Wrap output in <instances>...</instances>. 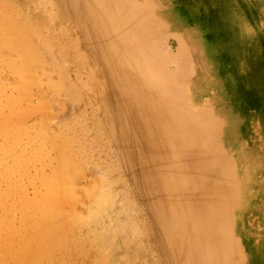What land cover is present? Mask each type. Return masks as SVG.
<instances>
[{
    "label": "rangeland",
    "instance_id": "rangeland-1",
    "mask_svg": "<svg viewBox=\"0 0 264 264\" xmlns=\"http://www.w3.org/2000/svg\"><path fill=\"white\" fill-rule=\"evenodd\" d=\"M222 249L264 264V0H0V264Z\"/></svg>",
    "mask_w": 264,
    "mask_h": 264
},
{
    "label": "bare ground",
    "instance_id": "bare-ground-1",
    "mask_svg": "<svg viewBox=\"0 0 264 264\" xmlns=\"http://www.w3.org/2000/svg\"><path fill=\"white\" fill-rule=\"evenodd\" d=\"M129 6H130V5H129ZM113 7H114V6H113ZM130 8H132V7L130 6ZM138 11H139V10H138ZM138 11L132 9V15H133V16L137 15V14L139 13ZM115 12H116V11H115ZM122 13L124 14L123 11H122L120 14H122ZM107 16H108V15L106 14V18H107ZM139 19H140V18H139ZM108 20H109V19H108ZM116 21H117V19H116ZM105 25H106V24H105ZM3 26H4V25H3ZM9 26H10V25H9ZM12 27H13V26H12ZM106 28H107V27H106ZM6 30H9V29H6ZM11 30H12V29H11ZM11 30H10V31H11ZM197 30H198V29H197ZM199 31H200V30H199ZM21 33H22V32H21ZM3 34H4V33H3ZM15 34H16V33H15ZM12 35H13V34H11V36H12ZM17 35H18V34H17ZM17 35H16V36H17ZM20 36H21V35H20ZM20 36L18 37L17 42L13 41V43H16V45H17V43H21V42H23L22 39L19 40ZM14 37H15V36H13V38H14ZM21 37H22V36H21ZM16 38H17V37H16ZM28 38H29V37H28ZM12 40H13V39H12ZM20 41H21V42H20ZM24 41H25V40H24ZM25 43H26V42H25ZM10 44H11V43H10ZM22 44H23V43H22ZM22 44H21V45H22ZM25 45H26V44H25ZM25 45H24V46H25ZM27 45H28V43H27ZM31 45H32V44H31ZM19 46H20V44H19ZM20 47H22V46H20ZM31 47H32V46H31ZM27 49H30V48H27ZM27 49H26V50H27ZM30 50H31V49H30ZM30 50H29V51H30ZM11 51H12V50H11ZM24 51H25V50H24ZM27 51H28V50H27ZM29 51H28V52H29ZM25 53H26V51H25ZM29 53H30V52H29ZM26 55H27V54H26ZM30 55H31V54H30ZM132 55H133V54H132ZM132 55H131V56H132ZM31 56H32V55H31ZM24 57H26V56H24ZM28 57H29V56H28ZM28 57L25 58V59H23V60H24L26 63L28 62V66H29V64L31 63L30 60L32 59V57L29 58L30 60L28 59ZM116 57H117V56H116ZM140 57H141V58L137 61L136 65H137V66H139V65L141 66V64H142V66H143V68H144V72L147 74V78H148V76L150 75L149 77H150L151 80L154 79V81H153L154 83H156V84H165V83H167V82L171 79V78L169 77L168 73H167L168 71H167L165 68H161L160 65L157 64L158 61H157V59H156L154 56L149 55V57H148L150 60H152V63H151V61L148 60L147 58H146V59L144 58V62H143V60H142V55H141ZM117 58H118V57H117ZM112 60H113V59H112ZM132 61H133V60H132ZM133 63H134V62H133ZM31 64H32V63H31ZM152 64H154V65L151 66ZM10 65H11V64H10ZM26 65H27V64H26ZM140 66H139V68L141 69ZM20 67H22V66H20ZM132 67H133V66H132ZM29 68H30V67H29ZM31 70H33V69H31ZM125 70H126V68H123L122 71H121V73L123 74V77L126 76V75H124ZM21 71H22V70H21ZM29 71H30V70H29ZM141 72H142V71H141ZM127 78H128V77H127ZM139 84H141V83H139ZM138 86H139V85H138ZM142 87H143V86H142ZM153 108H154V107H153ZM146 118H148V114H147V113H145V119H146ZM210 119H211V118H210ZM146 120H147V119H146ZM147 128H150V124L148 125ZM147 128H146V129H147ZM147 130H148V129H147ZM136 136H137V135H136ZM16 164H17V163H16ZM21 169H22V168H21ZM2 172H3V171H2ZM72 172H73V171H72ZM111 174H112V173H111ZM74 175H76V174H74ZM114 175H115V174H114ZM59 176H60V175H59ZM7 177H8V176H7ZM70 181H71V180H70ZM47 182H49V181H47ZM72 182H73V181H72ZM53 183H54V182H53ZM71 185H72V186L74 185L73 187H75V183H74V184L69 183V186L66 187V188H64V190H63V189H62V190L65 191L67 194H68L69 192H72V191H70V190L73 188ZM71 187H72V188H71ZM44 188H46V187H44ZM49 188H50V187H49ZM75 188H76V187H75ZM77 188H78V187H77ZM106 189H107V188H106ZM4 192H5V191H4ZM100 192H101V191H100ZM74 193H75V192H74ZM76 194H77V193H75V195H76ZM62 195H63V194H62ZM69 195H71V194L69 193ZM51 196H52V195H51ZM98 197H99V196H98ZM113 197H114V196H113ZM56 198H57V197H56ZM74 198H75V197H74ZM100 198H101V197H100ZM54 200H55V199H54ZM59 200H60V199H59ZM97 200H98V199H97ZM230 200H231V197H230ZM49 201H52V199L49 200ZM49 201H48V203H50ZM56 201H58V199H56ZM67 201H68V200H67ZM42 202H43V201H42ZM1 203H2V202H1ZM48 203H47V204H48ZM103 203H104V202H103ZM103 203H102V204H103ZM38 204H39V203H38ZM56 204L58 205V203H56ZM67 204H69V203L67 202ZM43 205H44V204H43ZM52 205H53V204H51V207H52ZM100 205H101V204H100ZM44 206H45V205H44ZM53 206H55V205H53ZM98 206H99V205H98ZM28 207H29V206H28ZM49 207H50V206H49ZM51 207H50V208H51ZM60 207L62 208L63 206H62V205L59 206L58 209H59ZM29 208H30V207H29ZM55 208H56V207H55ZM55 208H54V209H55ZM63 208H64V207H63ZM47 209H48V208H47ZM47 209H46V210H47ZM54 209H53V210H54ZM58 209L56 208V210H58ZM64 209H65V208H64ZM64 209H63V210H64ZM48 210H49V209H48ZM60 210H61V209H60ZM51 212H53V211H51ZM55 212H56V211H55ZM64 212H65V211H64ZM64 212H63V213H64ZM58 213H60V212L58 211ZM58 213H57V214H58ZM61 213H62V212H61ZM43 214H44V213H43ZM64 214H65V213H64ZM66 214H67V213H66ZM58 216L60 217L59 214H58ZM61 216H62V215H61ZM59 217H58V218H59ZM58 218H57V219H58ZM65 219H66V218H65ZM55 220H56V219H55ZM63 220H64V219H63ZM64 221H65V220H64ZM44 222H45V220H44ZM47 222L50 223L49 220H47L45 223H47ZM57 222L59 223V220H57ZM69 222H70V221H69ZM66 224H67V223H66ZM43 225H45V226H42V228L39 229V231H44V229L46 230L45 227L50 226V225H46V224H43ZM65 227H68V224H67V226H65ZM50 228H51V227H50ZM50 228H48V229L50 230ZM68 228H69V227H68ZM49 230H48V231H49ZM46 231H47V230H46ZM48 231H47V232H48ZM50 231H52V229H51ZM67 231H68V230H67ZM47 232H45V233H47ZM50 233H51V232H50ZM47 234H49V232H48ZM50 235H51V234H50ZM50 235H49V236H50ZM64 235H65V234H64ZM28 245H29V244H28ZM40 246H41V245H40ZM40 248H41V247H40ZM43 248H44V247L42 246L41 249H43ZM22 249H23V248H22ZM45 249H46V248H45ZM45 249H43V250H45ZM39 250H40V249H39ZM53 251H54V250H53ZM25 252H26V250H25ZM222 253H223V255L225 256V261L229 264V257H230V256H229V254H228V250H227V249H226V250H225V249H222ZM12 254H13V253H12ZM41 254H42V253H41ZM20 255H21V254H20ZM38 257H39V256H38ZM22 259H23V258H22ZM24 263L26 264V262H24Z\"/></svg>",
    "mask_w": 264,
    "mask_h": 264
}]
</instances>
